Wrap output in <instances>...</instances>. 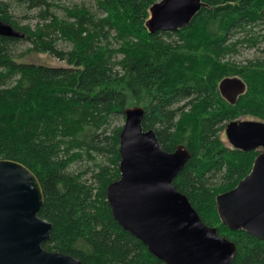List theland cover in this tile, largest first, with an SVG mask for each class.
Masks as SVG:
<instances>
[{
  "label": "trees",
  "instance_id": "trees-1",
  "mask_svg": "<svg viewBox=\"0 0 264 264\" xmlns=\"http://www.w3.org/2000/svg\"><path fill=\"white\" fill-rule=\"evenodd\" d=\"M63 1L70 0H0V20L25 34L0 37V160L23 164L42 185L39 216L53 224L43 248L83 264H166L119 225L106 195L121 177L116 121L142 107L143 129L155 131L163 150L191 152L174 185L236 244L233 264H264V241L230 231L216 207L260 153L234 149L225 129L264 122V34L255 32L264 26V0H202L187 28L157 33L148 23L159 0ZM19 8L35 13V27L16 20ZM20 41L31 44L28 54L66 66L19 61L12 46ZM243 47L259 55L232 61ZM227 78L246 84L234 102L219 90ZM78 162L86 165L75 171Z\"/></svg>",
  "mask_w": 264,
  "mask_h": 264
},
{
  "label": "water",
  "instance_id": "water-1",
  "mask_svg": "<svg viewBox=\"0 0 264 264\" xmlns=\"http://www.w3.org/2000/svg\"><path fill=\"white\" fill-rule=\"evenodd\" d=\"M202 0H160L151 7L150 32L187 28ZM0 37L24 39L25 34L0 20ZM234 102L246 91L239 78L219 86ZM145 110L125 111L120 133L118 181L106 189L107 200L119 225L144 243L166 264H233L237 246L206 225L188 197L174 185L191 152L181 145L175 152L162 149L154 130L143 129ZM229 144L243 152L264 149V122L237 120L225 129ZM44 192L37 176L23 164L0 160V264H83L79 259L49 252L53 224L39 216ZM221 223L264 241V150L250 173L231 191L216 197Z\"/></svg>",
  "mask_w": 264,
  "mask_h": 264
},
{
  "label": "rangeland",
  "instance_id": "rangeland-1",
  "mask_svg": "<svg viewBox=\"0 0 264 264\" xmlns=\"http://www.w3.org/2000/svg\"><path fill=\"white\" fill-rule=\"evenodd\" d=\"M86 0H70V1H63L62 4L66 7L68 5H75V4H82V2H84ZM160 1V0H159ZM15 13V14H14ZM13 15L16 17V20L20 23H23L25 25H31L32 27H35L36 25V20H31L29 19V17L31 15H34L35 13H25L21 8L17 9L16 12H14ZM60 15H63L62 13H59ZM30 15V16H29ZM256 33H260V34H264V26H261L257 29H255ZM31 48V44L29 42L26 41H20L19 43H16L12 46V52L13 55H15L17 58L20 56V58L18 59L19 61H27V62H34V63H38V64H46V65H50V66H66V64L64 62L59 61L58 59H55L51 56H46V55H30L27 53V50ZM60 48L63 49H70L71 45L67 44V43H60ZM258 51L257 50H253V49H249L246 47H243L240 49V52L238 55L231 57L230 59L236 63H245L247 60L258 56ZM244 120V119H241ZM116 124L118 126H124L125 124V119H119L116 121ZM86 162H78L75 163L72 166V169L75 171L80 170L83 166L85 167Z\"/></svg>",
  "mask_w": 264,
  "mask_h": 264
},
{
  "label": "flooded vegetation",
  "instance_id": "flooded-vegetation-1",
  "mask_svg": "<svg viewBox=\"0 0 264 264\" xmlns=\"http://www.w3.org/2000/svg\"><path fill=\"white\" fill-rule=\"evenodd\" d=\"M220 90V89H219ZM221 93V92H220ZM222 95V94H221ZM261 150H264V149H261ZM261 150H258V151H261Z\"/></svg>",
  "mask_w": 264,
  "mask_h": 264
}]
</instances>
